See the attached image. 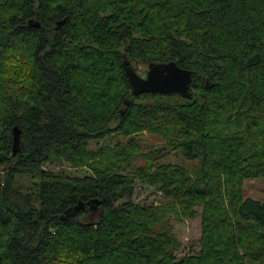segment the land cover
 I'll return each mask as SVG.
<instances>
[{"label": "trees", "instance_id": "trees-1", "mask_svg": "<svg viewBox=\"0 0 264 264\" xmlns=\"http://www.w3.org/2000/svg\"><path fill=\"white\" fill-rule=\"evenodd\" d=\"M125 61L175 62L192 98L133 97ZM112 133L125 141L89 147ZM167 150L197 163L157 164ZM249 180H264V0H0V264H264ZM137 184L163 201L134 202ZM190 223L199 248L181 255Z\"/></svg>", "mask_w": 264, "mask_h": 264}, {"label": "rangeland", "instance_id": "rangeland-1", "mask_svg": "<svg viewBox=\"0 0 264 264\" xmlns=\"http://www.w3.org/2000/svg\"><path fill=\"white\" fill-rule=\"evenodd\" d=\"M146 71H147V67L146 68L139 67L138 75L144 77ZM138 138L144 150L159 149L163 146V141L154 135H150V134L139 135ZM123 141H125V138L123 136H121L120 134L112 133L107 135L102 140H91L89 147L91 149H96L101 146L111 147L117 144L118 142H123ZM163 153L164 154L162 155V157L156 161L157 164L177 165V166H182L186 169H191L197 163L196 159L186 160L180 154H176L175 152H172L170 150L164 151ZM139 164H140V160H134L131 163V165L127 168V171L134 170L135 166ZM46 169L52 170L54 173L63 171L69 176L83 175L81 171L75 172L68 168H63L62 170H53L52 168L46 167ZM27 183L28 181L24 178L17 177L15 179L16 186H22V185L26 186ZM30 185H31V181H30ZM244 193L246 198H251L260 201L261 203H264V180L245 181ZM132 199L134 202L141 204L159 203L163 201L159 194H157L155 191L145 188L141 184H137L135 186ZM197 225H198L197 223H190L188 230L183 228V226L185 225L177 226L178 234L180 233V236L178 237L180 238L182 244V251L180 253L181 255L194 254L198 251L199 248L198 229L191 230V228H195ZM174 232L176 233V227Z\"/></svg>", "mask_w": 264, "mask_h": 264}, {"label": "water", "instance_id": "water-1", "mask_svg": "<svg viewBox=\"0 0 264 264\" xmlns=\"http://www.w3.org/2000/svg\"><path fill=\"white\" fill-rule=\"evenodd\" d=\"M64 23L65 20L57 22L56 27L59 28ZM29 25L35 28L39 27V23L29 22ZM123 70L130 84L133 97H138L142 94H157L161 96L176 94L186 100L192 98V93L189 90L192 81V72L179 68L175 62L151 63L147 66L144 77L139 76L127 61L123 62ZM20 133L21 131L18 127L12 128L13 155L19 151ZM82 206V202L78 201L75 206L65 211V218L76 215Z\"/></svg>", "mask_w": 264, "mask_h": 264}]
</instances>
